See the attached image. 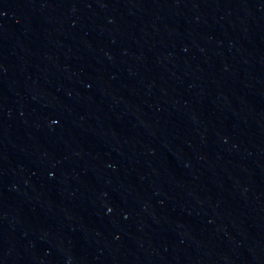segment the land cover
I'll list each match as a JSON object with an SVG mask.
<instances>
[{
	"label": "water",
	"instance_id": "obj_1",
	"mask_svg": "<svg viewBox=\"0 0 264 264\" xmlns=\"http://www.w3.org/2000/svg\"><path fill=\"white\" fill-rule=\"evenodd\" d=\"M41 264H264V0H44Z\"/></svg>",
	"mask_w": 264,
	"mask_h": 264
}]
</instances>
